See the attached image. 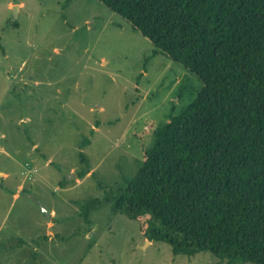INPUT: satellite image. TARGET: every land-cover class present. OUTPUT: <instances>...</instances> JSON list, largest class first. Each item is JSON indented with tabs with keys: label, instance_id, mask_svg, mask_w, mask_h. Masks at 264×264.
I'll return each mask as SVG.
<instances>
[{
	"label": "rangeland",
	"instance_id": "374dc122",
	"mask_svg": "<svg viewBox=\"0 0 264 264\" xmlns=\"http://www.w3.org/2000/svg\"><path fill=\"white\" fill-rule=\"evenodd\" d=\"M155 52L98 0H0V264H227L175 255L109 204L82 216L204 88Z\"/></svg>",
	"mask_w": 264,
	"mask_h": 264
},
{
	"label": "trees",
	"instance_id": "16d2710c",
	"mask_svg": "<svg viewBox=\"0 0 264 264\" xmlns=\"http://www.w3.org/2000/svg\"><path fill=\"white\" fill-rule=\"evenodd\" d=\"M98 1L204 88L155 132L135 176L90 200L83 218L109 204L175 255L264 264V0ZM80 158L83 179L91 165Z\"/></svg>",
	"mask_w": 264,
	"mask_h": 264
},
{
	"label": "water",
	"instance_id": "95a60500",
	"mask_svg": "<svg viewBox=\"0 0 264 264\" xmlns=\"http://www.w3.org/2000/svg\"><path fill=\"white\" fill-rule=\"evenodd\" d=\"M42 208H43L44 214L47 217L48 221H51V219H52L51 213L49 211H47L43 206H42Z\"/></svg>",
	"mask_w": 264,
	"mask_h": 264
},
{
	"label": "crops",
	"instance_id": "0c3cea01",
	"mask_svg": "<svg viewBox=\"0 0 264 264\" xmlns=\"http://www.w3.org/2000/svg\"><path fill=\"white\" fill-rule=\"evenodd\" d=\"M18 196V195H17ZM51 213V215H52V212H50Z\"/></svg>",
	"mask_w": 264,
	"mask_h": 264
}]
</instances>
